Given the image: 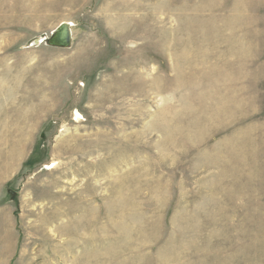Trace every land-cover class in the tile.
<instances>
[{
	"label": "rangeland",
	"instance_id": "374dc122",
	"mask_svg": "<svg viewBox=\"0 0 264 264\" xmlns=\"http://www.w3.org/2000/svg\"><path fill=\"white\" fill-rule=\"evenodd\" d=\"M0 264H264V0H0Z\"/></svg>",
	"mask_w": 264,
	"mask_h": 264
},
{
	"label": "water",
	"instance_id": "95a60500",
	"mask_svg": "<svg viewBox=\"0 0 264 264\" xmlns=\"http://www.w3.org/2000/svg\"><path fill=\"white\" fill-rule=\"evenodd\" d=\"M47 42L52 47H69L71 44L70 25L65 23L60 24Z\"/></svg>",
	"mask_w": 264,
	"mask_h": 264
}]
</instances>
